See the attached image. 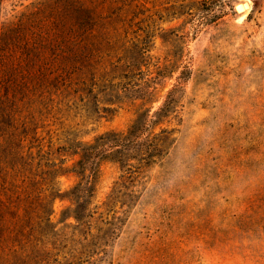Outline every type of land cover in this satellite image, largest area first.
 <instances>
[{"label": "rangeland", "instance_id": "1", "mask_svg": "<svg viewBox=\"0 0 264 264\" xmlns=\"http://www.w3.org/2000/svg\"><path fill=\"white\" fill-rule=\"evenodd\" d=\"M39 1L1 0L0 22ZM129 2L121 37L149 49L138 70L115 69L116 54L70 76L53 48L36 65L38 133L54 150L95 145L55 154L68 171L51 217L76 222L62 219L81 191L67 192L95 172V237L71 241L64 228L74 255L42 253L41 264H264V0Z\"/></svg>", "mask_w": 264, "mask_h": 264}, {"label": "trees", "instance_id": "2", "mask_svg": "<svg viewBox=\"0 0 264 264\" xmlns=\"http://www.w3.org/2000/svg\"><path fill=\"white\" fill-rule=\"evenodd\" d=\"M129 7V0H40L16 21L0 22V264H20L21 260L41 264L42 253L55 251L57 259L61 253L73 256L72 247L68 252L61 249L60 242L67 238L64 228L72 229L71 237L81 235L83 242L94 239L89 200L95 172L84 176L85 184L81 180L67 192L81 191L79 197L72 195L76 208L62 219L73 217L76 222L57 228L51 221L55 200L64 196L58 178L68 171L65 161L56 159L55 154L74 146L81 147L84 154L95 145L69 141L54 150L51 138L46 140L38 133L42 125L35 120L37 110L31 105L41 91L35 82V68L53 48L63 72L70 76L98 69V64L116 54L124 56L125 66L117 64L115 69L138 70L149 49L135 36L129 41L136 42L132 46H126L121 37L123 32L128 34L136 17ZM71 79H65L64 90ZM43 85L46 91L47 84ZM81 163L79 160L73 167L79 168Z\"/></svg>", "mask_w": 264, "mask_h": 264}, {"label": "bare ground", "instance_id": "3", "mask_svg": "<svg viewBox=\"0 0 264 264\" xmlns=\"http://www.w3.org/2000/svg\"><path fill=\"white\" fill-rule=\"evenodd\" d=\"M248 8V3L247 2H240L238 5H237V10L240 11V12H243L245 10H247ZM245 13H243L242 15H244Z\"/></svg>", "mask_w": 264, "mask_h": 264}]
</instances>
